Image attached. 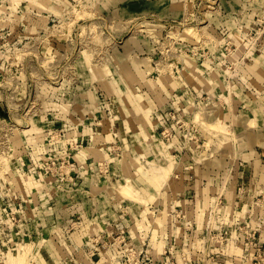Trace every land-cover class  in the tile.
I'll return each instance as SVG.
<instances>
[{"label":"rangeland","instance_id":"1","mask_svg":"<svg viewBox=\"0 0 264 264\" xmlns=\"http://www.w3.org/2000/svg\"><path fill=\"white\" fill-rule=\"evenodd\" d=\"M255 163L264 0H0V264H264Z\"/></svg>","mask_w":264,"mask_h":264},{"label":"crops","instance_id":"2","mask_svg":"<svg viewBox=\"0 0 264 264\" xmlns=\"http://www.w3.org/2000/svg\"><path fill=\"white\" fill-rule=\"evenodd\" d=\"M255 167L256 169L260 167L261 171H260V174H253V176H257V182H260L264 186V172H263L264 164H261L260 166H258V163H255ZM261 172H263V174H261Z\"/></svg>","mask_w":264,"mask_h":264},{"label":"bare ground","instance_id":"3","mask_svg":"<svg viewBox=\"0 0 264 264\" xmlns=\"http://www.w3.org/2000/svg\"><path fill=\"white\" fill-rule=\"evenodd\" d=\"M170 163V162H169ZM171 164V163H170ZM168 165L169 164H167V168H168ZM153 169V168H152ZM168 169H170V167L168 168ZM156 179V178H155ZM154 180V179H153ZM126 190H128V188L127 189H124V191H126ZM129 191V190H128ZM131 191V190H130Z\"/></svg>","mask_w":264,"mask_h":264}]
</instances>
